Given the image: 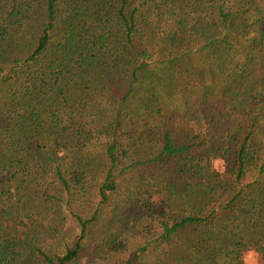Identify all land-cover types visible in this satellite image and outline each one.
Instances as JSON below:
<instances>
[{
  "label": "trees",
  "instance_id": "16d2710c",
  "mask_svg": "<svg viewBox=\"0 0 264 264\" xmlns=\"http://www.w3.org/2000/svg\"><path fill=\"white\" fill-rule=\"evenodd\" d=\"M250 249L264 264V0H0V264Z\"/></svg>",
  "mask_w": 264,
  "mask_h": 264
},
{
  "label": "rangeland",
  "instance_id": "374dc122",
  "mask_svg": "<svg viewBox=\"0 0 264 264\" xmlns=\"http://www.w3.org/2000/svg\"><path fill=\"white\" fill-rule=\"evenodd\" d=\"M221 164L220 163H216V168H218ZM97 200L95 199V197L91 198L90 200V207H95V204H96ZM67 234H68V237L67 239L69 241H72L75 239V236L78 234V228H77V225L73 222V221H70L69 223V229L67 231ZM247 252L243 253L242 255V263L244 264V257L246 256ZM257 264H262V261H261V258L258 256L257 258Z\"/></svg>",
  "mask_w": 264,
  "mask_h": 264
},
{
  "label": "clouds",
  "instance_id": "9594fccd",
  "mask_svg": "<svg viewBox=\"0 0 264 264\" xmlns=\"http://www.w3.org/2000/svg\"><path fill=\"white\" fill-rule=\"evenodd\" d=\"M260 254L254 249H250L244 257V264H257V258Z\"/></svg>",
  "mask_w": 264,
  "mask_h": 264
}]
</instances>
